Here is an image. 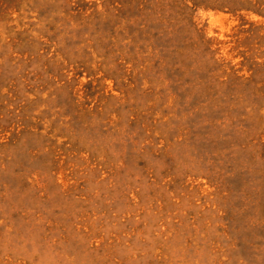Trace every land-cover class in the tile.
I'll return each mask as SVG.
<instances>
[{"label": "rangeland", "instance_id": "374dc122", "mask_svg": "<svg viewBox=\"0 0 264 264\" xmlns=\"http://www.w3.org/2000/svg\"><path fill=\"white\" fill-rule=\"evenodd\" d=\"M0 264H264V0H0Z\"/></svg>", "mask_w": 264, "mask_h": 264}]
</instances>
